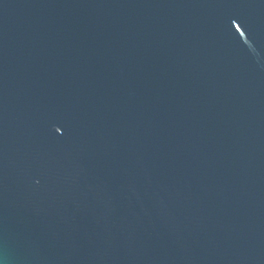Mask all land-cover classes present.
<instances>
[{
	"label": "water",
	"instance_id": "95a60500",
	"mask_svg": "<svg viewBox=\"0 0 264 264\" xmlns=\"http://www.w3.org/2000/svg\"><path fill=\"white\" fill-rule=\"evenodd\" d=\"M0 264H264V0H0Z\"/></svg>",
	"mask_w": 264,
	"mask_h": 264
}]
</instances>
